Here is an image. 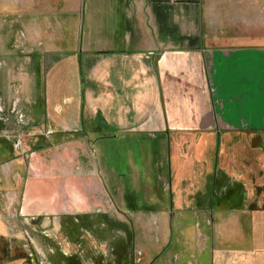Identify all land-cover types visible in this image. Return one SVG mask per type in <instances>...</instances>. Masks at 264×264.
Returning <instances> with one entry per match:
<instances>
[{"label": "rangeland", "instance_id": "374dc122", "mask_svg": "<svg viewBox=\"0 0 264 264\" xmlns=\"http://www.w3.org/2000/svg\"><path fill=\"white\" fill-rule=\"evenodd\" d=\"M167 1L173 6L171 23L179 27L185 38H192L189 42L193 49L186 40L179 46L184 51H199L201 73L206 74V80H211L215 86L206 101L200 100L202 105L186 103L185 95L179 92L182 97L179 101L191 108L192 120L205 110L207 104L218 122L233 127L237 126L233 123L236 119H244L239 116L237 108L241 106L240 99L249 94L246 91L250 82H245L242 75L230 80L222 73L259 71L261 75L251 84L256 89L251 95L258 99L251 97V101L252 106H262L264 110V0ZM80 2L81 11L84 10L82 16L76 17L79 22L76 21V32L78 41L81 36L83 50L103 49L113 43L119 46L123 39L121 28H115L114 23L122 14L118 1L111 9L106 6V0ZM122 7L125 6L122 4ZM150 10L149 6L152 19ZM143 14V19L148 22L149 16ZM3 30H0V43L1 38L7 43L12 34L10 30ZM20 31L21 28L14 38L24 43ZM68 36L69 42H62L69 45V49L62 48L58 54L48 53L45 58L38 51H33L31 56L24 49L20 57L10 58L2 55L0 48V140H10L14 155L13 159L0 164V187L9 181L16 184L14 191L0 189V264L24 259L32 264H48L55 256L48 250L54 245L50 238L62 244L64 237L70 245V257L59 259L57 264H110L112 259L117 262L113 260L115 264H264V125L261 128V116L248 109L241 112L253 122L251 127H259L257 130L220 129L218 126L214 132L203 135L198 133L200 130L192 129L184 131L187 142L169 146L172 153L187 155L191 167H198L199 163L204 165L208 183L205 187L210 188L201 204L195 199L202 195L201 192H179L176 195L182 207L173 213L169 238H166V234L169 236L166 225L152 223L157 218L149 215L140 230L132 228L133 240L131 246L126 247L129 236L116 229H109L108 233L97 229L89 232L75 229L67 222L66 234L63 231L56 233L57 219L55 215H44L40 198L36 204L33 197L28 204L25 203L27 186L34 188L37 185L40 189L42 185L43 188V181L50 183L57 177L66 179L78 173L81 166L73 163L68 145L63 144L69 139L67 133L56 132L54 127L51 129L40 108L43 99L40 93H46L48 102L55 100L57 103V117L62 121L76 113L71 104L77 102L79 107L82 101L84 93L79 62L85 64L84 54L80 55L72 31ZM123 40L131 42L133 37L129 34ZM57 45L60 47L61 42ZM56 63L59 68L55 67ZM175 69L169 70L166 77H172ZM182 70L188 76L190 68L188 72L186 68ZM259 89H262L261 93ZM236 94L239 100L235 104L229 103V98ZM216 99L227 106L234 104L231 113L226 107L223 111L218 108ZM244 102H247L245 98ZM58 119L55 120L60 122ZM176 137L173 134L171 139ZM17 139L21 140L20 149L13 146ZM94 144L92 147L96 149ZM38 146L47 148L41 152V163L37 161L39 157L35 158ZM4 149L10 152L7 144ZM54 158L57 164L51 163ZM54 188H58L55 182L45 193L51 194ZM32 206L38 207L32 210ZM23 210L25 214L21 217ZM81 221L85 225L95 222L84 218ZM128 221L125 222L129 229ZM47 232L52 237H47ZM52 233L56 234L53 236ZM87 239H94L95 243L91 244Z\"/></svg>", "mask_w": 264, "mask_h": 264}, {"label": "crops", "instance_id": "0c3cea01", "mask_svg": "<svg viewBox=\"0 0 264 264\" xmlns=\"http://www.w3.org/2000/svg\"><path fill=\"white\" fill-rule=\"evenodd\" d=\"M80 1L0 0V9L3 10L0 12V30H10L13 35L8 37L7 43L1 38L2 55L18 58L24 52L32 56L33 51H38L45 58L48 53L58 54L62 52V48L69 49V45L65 46L62 40L69 42L68 34L72 31L80 49L79 53L84 54L82 59L85 61L84 65L79 62L84 94L79 107L77 102L71 104L77 111L71 114L70 118L59 120L55 100L48 102V94L40 93V97H43L40 108L45 122L51 129L56 128V132L67 133L69 139L63 144L68 145L73 163L81 164L79 171L66 179L57 177L50 183L43 181V188L40 185V189H37V185L34 188L27 186L24 195L28 199L25 198V203L30 202V197L36 199L33 203L40 198L45 208L44 215H55L57 219L56 233L61 232L59 218L66 215L88 216L90 220L95 221V227L104 228L103 222L98 220L101 214H105L120 222L129 220L131 229L138 230L149 219L146 218L149 215L157 218L152 223L166 225L169 233L166 238H169L170 226L174 220L173 213L175 209L182 207L176 195L179 192H201V196H194L196 202L201 204L210 190L205 187L208 183L207 174L203 171L204 165L199 163L198 167H191V160L187 155L172 153L169 146L187 142L183 134L192 129L200 130L198 133L203 135L206 132H214V128L218 126L220 129H259L251 127L253 122L241 112L245 109L261 116L262 128L264 110L262 106H252L251 101V97L257 98L251 95L256 90L251 87L252 81H256L261 73H222L230 80L242 75L245 82H250L246 91L249 94L240 99L241 106L237 108L239 116L244 117L236 119V123L233 122L237 126L218 122L210 112V104L198 114L199 119L194 117L195 120H192L191 108H188L186 103L193 102L195 105L196 102L202 105L200 100L206 101L207 95H210L215 87L211 80H206V74L201 73L199 51H184L175 43L164 44L159 41L155 21L153 16L152 19L150 17L149 5L145 0H106V6L110 9L116 7L117 1L121 5V18L114 22L115 28H121L123 39L130 34L133 40L127 42L122 39L117 47L113 43L103 49L89 48L85 51L82 48L81 36L79 35L78 41L76 32V25L79 23L76 17L82 16L84 10L83 8L81 11ZM143 12L145 16H149L148 22L143 19ZM20 28L24 43H19L14 38ZM59 42L60 47L57 45ZM59 66L58 63L55 64L56 68ZM184 68L187 72L190 68L188 76L182 70ZM171 69H175L174 74H171L172 77H166ZM179 92L185 95L186 103L179 101L182 99ZM261 92L262 89H259V93ZM244 98L247 102H244ZM237 100L239 96L236 94L232 99L229 98L228 102L235 104ZM34 104L37 106V102L33 101ZM216 105L222 111L226 107L229 113L233 108V105L227 106L218 99ZM69 109L71 110L70 106ZM173 134L177 137L171 139ZM93 142L96 149L92 147ZM6 144H10V140H0V164L14 157L11 149L10 152L4 151ZM45 149L47 148L37 150L35 158L39 157V163L41 152L44 153ZM51 163L57 164L58 161L54 158ZM54 182L58 184V188H54L51 194L45 193ZM15 186V183L9 181L2 183L0 189L4 192L10 189L14 191ZM37 207L32 206V210ZM24 214L23 210L20 216L23 217ZM92 228L94 229L93 226ZM83 231L87 230L83 228ZM48 236L52 237L51 234ZM63 240L62 244L54 241L52 249H48L51 252L55 250L60 256H57L58 259L70 255L67 237ZM87 242L95 243L94 239H87ZM10 264L32 263L24 259Z\"/></svg>", "mask_w": 264, "mask_h": 264}, {"label": "trees", "instance_id": "16d2710c", "mask_svg": "<svg viewBox=\"0 0 264 264\" xmlns=\"http://www.w3.org/2000/svg\"><path fill=\"white\" fill-rule=\"evenodd\" d=\"M146 3L150 6L151 12L153 19L155 21V27H156V33H157V38L159 41H162L163 43L170 42L172 44H177V45H182V41L186 40L187 42L191 41L192 38L189 36L188 38H185L182 33L179 30V27L176 26L175 24H172L171 22L173 21L172 18V9L173 6H170L168 4L167 0H146ZM189 48H192V43L189 42ZM193 49V48H192ZM11 144H7L8 149H11ZM86 219L87 221H91L90 217L88 216H80V217H74V216H63L61 217L62 221V227L63 232L66 234V227H67V222L72 226H75V229L80 230L81 228H84V230H87L89 232H94L95 229L97 230H103V232L106 231V233L109 232L110 230H120L124 231V233L129 236V242H125V247L126 246H131L132 240H133V233L131 227L129 229L127 228L126 222H120V221H114L112 220V217L109 215L101 214L99 216V219L102 220L104 224V228H98L95 227L93 224H87L83 223L81 219ZM117 222V223H116ZM117 224V225H115ZM94 227V229L92 228ZM68 232V231H67ZM58 262V261H57ZM53 264H57L54 263Z\"/></svg>", "mask_w": 264, "mask_h": 264}, {"label": "flooded vegetation", "instance_id": "af4514ba", "mask_svg": "<svg viewBox=\"0 0 264 264\" xmlns=\"http://www.w3.org/2000/svg\"><path fill=\"white\" fill-rule=\"evenodd\" d=\"M43 147H44V146H43ZM43 147L38 146V148H36L35 150H38V149L43 148ZM35 150H34V151H35ZM59 221H60V223H59V224H60V231L62 232L64 228L62 227V221H61V218H59ZM31 222H33V221H31ZM33 223H35V222H33ZM81 229H83V228H81ZM81 229H80V230H81ZM64 233H65V232H64ZM47 237H49V236H47ZM50 239L53 240V238H50ZM53 242H54V240H53ZM49 252L52 254V256H53L54 254H55V256H53L52 258H50V261H48V263H49V264H53V262L56 263V262L59 260V259L57 258V256H59V255L55 252V250L52 251V252H51V251H49ZM54 252H55V253H54ZM59 257H60V256H59ZM68 257H70V256H68ZM68 257H67V258H68ZM55 258H56V260H55ZM67 258L64 257V259H67ZM61 259H62V258H61ZM113 260H114V262H116L115 259H112V260L109 261L110 264H115V263H113ZM82 263H83V261H82ZM116 263H117V262H116ZM83 264H85V263H83Z\"/></svg>", "mask_w": 264, "mask_h": 264}, {"label": "built area", "instance_id": "2783aa9c", "mask_svg": "<svg viewBox=\"0 0 264 264\" xmlns=\"http://www.w3.org/2000/svg\"><path fill=\"white\" fill-rule=\"evenodd\" d=\"M21 140L19 141L18 139L15 140V143L13 144L15 149H20L21 148Z\"/></svg>", "mask_w": 264, "mask_h": 264}]
</instances>
